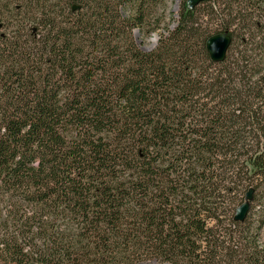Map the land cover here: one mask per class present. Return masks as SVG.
<instances>
[{
  "label": "trees",
  "instance_id": "16d2710c",
  "mask_svg": "<svg viewBox=\"0 0 264 264\" xmlns=\"http://www.w3.org/2000/svg\"><path fill=\"white\" fill-rule=\"evenodd\" d=\"M26 1L44 16L0 36V264H264V209L231 214L264 183L263 0H181L148 51L154 0Z\"/></svg>",
  "mask_w": 264,
  "mask_h": 264
},
{
  "label": "rangeland",
  "instance_id": "374dc122",
  "mask_svg": "<svg viewBox=\"0 0 264 264\" xmlns=\"http://www.w3.org/2000/svg\"><path fill=\"white\" fill-rule=\"evenodd\" d=\"M180 3L181 0H154L152 6L149 8V10L146 12V27L145 30L140 35L139 29H132V37L136 39L138 46H140L143 50L148 51L154 49L158 41L160 40V36H167L166 31H173L176 28L177 22H174L173 19L169 18V15H174L175 21H178V14L180 12ZM51 4H47V10ZM17 7H21L19 11H16L15 9ZM29 2L26 0H0V36L5 35L7 32L10 34L14 29L12 27L23 25V29L21 35L25 39L27 37V34L29 32V28L32 27L35 20L41 19L44 15H39V12L32 10L30 8ZM35 7V6H34ZM252 8V6H251ZM255 6L252 8L255 10ZM262 8L264 10V0L262 1ZM122 9V7L120 8ZM45 10V11H47ZM50 10V8H49ZM33 12L30 13V12ZM209 11V7L205 6L202 7L199 12L198 16L201 17L206 12ZM254 13V12H252ZM126 18H131L133 20L134 18V12L126 11ZM256 16L258 21H262L264 23V13H262L263 18H261V14L259 15L258 12H256ZM65 15V14H64ZM211 19H209L208 22V28H213L215 30L217 27L222 26L217 25L213 23ZM223 25H227L226 23ZM4 27V28H2ZM240 27V26H239ZM231 31H238L237 27H232ZM236 34V32H235ZM159 38L157 42L154 41L155 38ZM246 39H249L246 37ZM238 49L243 50L245 47H239V41L236 39L234 41V45L232 48V52L230 54V61H234V58L238 57L236 56ZM258 55V63H261V73L260 76H262V73L264 72V47L261 48L258 47L257 51ZM256 185H258V190L255 194V201L252 203V209L249 214L248 220L254 221L257 219L255 216L256 211L260 208L264 209V183L261 181L254 182ZM248 187L241 188L239 194L236 196L235 203L233 204L232 208V215H235V209H237L244 201L245 194L247 192ZM262 243H264V226L262 229ZM150 264H156V263H150Z\"/></svg>",
  "mask_w": 264,
  "mask_h": 264
},
{
  "label": "water",
  "instance_id": "95a60500",
  "mask_svg": "<svg viewBox=\"0 0 264 264\" xmlns=\"http://www.w3.org/2000/svg\"><path fill=\"white\" fill-rule=\"evenodd\" d=\"M209 1L211 0H188L187 3L188 9L194 10L200 4ZM154 41L156 42L157 38H155ZM231 43H232L231 37L226 33L212 36L207 41V51L212 61L215 63L224 62L227 57V53L231 47ZM253 194H254L253 189H251L247 193L245 203L237 209L236 217H235L236 221L244 222L247 219L251 208V202L253 200Z\"/></svg>",
  "mask_w": 264,
  "mask_h": 264
}]
</instances>
